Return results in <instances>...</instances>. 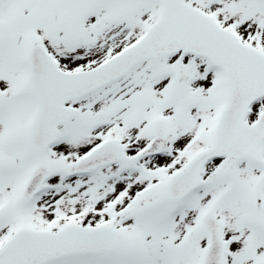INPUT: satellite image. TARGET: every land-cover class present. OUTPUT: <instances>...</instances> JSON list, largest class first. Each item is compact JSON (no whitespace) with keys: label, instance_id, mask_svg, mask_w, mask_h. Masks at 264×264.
<instances>
[{"label":"snow or ice","instance_id":"snow-or-ice-1","mask_svg":"<svg viewBox=\"0 0 264 264\" xmlns=\"http://www.w3.org/2000/svg\"><path fill=\"white\" fill-rule=\"evenodd\" d=\"M0 264H264V0H0Z\"/></svg>","mask_w":264,"mask_h":264}]
</instances>
